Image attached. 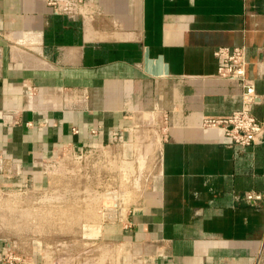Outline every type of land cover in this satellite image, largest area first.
Instances as JSON below:
<instances>
[{
	"label": "crops",
	"instance_id": "0c3cea01",
	"mask_svg": "<svg viewBox=\"0 0 264 264\" xmlns=\"http://www.w3.org/2000/svg\"><path fill=\"white\" fill-rule=\"evenodd\" d=\"M87 1L84 17L0 0V188L45 184L68 153H133L150 138L137 124L167 114L156 173L98 237L116 264H264V200L244 197L264 193V140L239 147L204 125L241 107V83L218 75L222 46L247 48L264 119V0Z\"/></svg>",
	"mask_w": 264,
	"mask_h": 264
},
{
	"label": "rangeland",
	"instance_id": "374dc122",
	"mask_svg": "<svg viewBox=\"0 0 264 264\" xmlns=\"http://www.w3.org/2000/svg\"><path fill=\"white\" fill-rule=\"evenodd\" d=\"M134 130L141 136L149 131L150 138L139 136L133 153L121 145L66 154L48 165L45 184L0 188V239L45 244L98 237L106 217L114 215L103 210L117 204L125 215L157 171L158 126L140 121ZM145 154L149 159L141 158Z\"/></svg>",
	"mask_w": 264,
	"mask_h": 264
},
{
	"label": "built area",
	"instance_id": "2783aa9c",
	"mask_svg": "<svg viewBox=\"0 0 264 264\" xmlns=\"http://www.w3.org/2000/svg\"><path fill=\"white\" fill-rule=\"evenodd\" d=\"M52 7L58 14L87 16L89 2L87 0H42ZM215 56L219 60L218 75L225 79L237 80L243 88L241 107L224 118H210L204 120V125L221 129L231 140V144L248 147L261 144L264 140V119H259L255 108L263 102L262 95L257 91L255 81L247 76L249 64L247 48L242 46H222L216 49ZM148 118V117H147ZM168 115L152 113L147 121L150 125L154 121L159 131L166 128ZM115 142H122V136ZM92 149L89 152L100 151ZM72 154V153H68ZM245 199L253 204L264 200V193L247 191ZM114 210L113 216H107L105 222H122L125 215L121 207L103 210ZM109 220V221H108ZM10 242V241H9ZM7 243V242H6ZM39 253L40 261L34 258ZM117 245L111 241L96 237L74 243L73 239H63L42 244L39 241L17 242L12 240L9 247L0 252V260L8 264H116L118 261Z\"/></svg>",
	"mask_w": 264,
	"mask_h": 264
},
{
	"label": "bare ground",
	"instance_id": "6f19581e",
	"mask_svg": "<svg viewBox=\"0 0 264 264\" xmlns=\"http://www.w3.org/2000/svg\"><path fill=\"white\" fill-rule=\"evenodd\" d=\"M52 201V200H51Z\"/></svg>",
	"mask_w": 264,
	"mask_h": 264
}]
</instances>
